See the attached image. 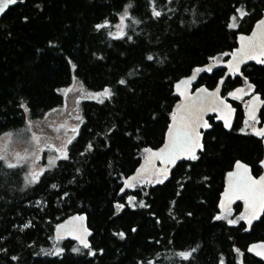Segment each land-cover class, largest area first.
Returning a JSON list of instances; mask_svg holds the SVG:
<instances>
[{
	"label": "trees",
	"instance_id": "trees-1",
	"mask_svg": "<svg viewBox=\"0 0 264 264\" xmlns=\"http://www.w3.org/2000/svg\"><path fill=\"white\" fill-rule=\"evenodd\" d=\"M126 11L125 32L113 34ZM263 13L264 0H21L9 7L0 19V137L62 106L59 90L74 75L89 90L112 93L81 102L67 158L34 183L26 184L24 165L0 159V264H264L247 251L264 241V211L249 227L242 201L232 207L235 222L222 202L236 161L255 176L263 171V137L246 125L250 95L229 94L249 83L264 99V65L249 62L228 78L223 94L234 122L226 128L209 116L195 160L160 180L128 183L164 142L181 101L176 83L201 69L194 86L215 87L224 70L204 68L227 60L238 34ZM256 122L264 123V106ZM76 214L88 218L89 247L55 239L56 226Z\"/></svg>",
	"mask_w": 264,
	"mask_h": 264
},
{
	"label": "water",
	"instance_id": "water-1",
	"mask_svg": "<svg viewBox=\"0 0 264 264\" xmlns=\"http://www.w3.org/2000/svg\"><path fill=\"white\" fill-rule=\"evenodd\" d=\"M21 0H18V4ZM14 4V5H16ZM14 5H10L14 6ZM8 7V8H9ZM7 8V9H8ZM6 9V10H7ZM5 10V12H6ZM0 14V19L2 15ZM261 21H264L263 16L254 24L250 32H241L237 36V47L231 52L229 58L217 65L219 69L224 70V75L218 80L215 87H209L205 84L195 87L194 83L197 79V73L193 72L189 76H185L180 79L176 85V92L180 96V104L176 107L173 116L171 117L170 123L165 133V138L163 144L155 149L149 151V154L145 160L146 169L140 171L134 177L130 178L129 182L143 173L144 171H153L157 168L156 172L159 176H168L173 168L182 161L190 159V155H196L204 148V136L205 131L211 126L209 121V116H216L218 122H221L226 128L231 127L235 116L236 109L232 106L231 102L223 94V86L227 82L228 78L233 75L241 76L243 68L249 63H255L257 65H264V52L257 50L253 53L254 58H245L242 63L239 64V72H233L229 69V62L233 61L234 56H239L241 54L240 50L242 48V42L240 37L245 38L253 37V33H257V42L259 43V34L264 32V27H258ZM245 86H238L232 91L231 96L235 99H242L244 96ZM215 95H211V94ZM264 105V100L259 93L254 94L246 105L245 116L248 121H254L257 119L260 110ZM195 139L194 143L190 145L191 153L177 152L178 158L170 159L169 153L171 148L168 147L172 143L173 137L176 138L178 145H184V133L186 131H191ZM264 131V123L254 129L253 133L257 135V132ZM171 133V135H170ZM261 136V135H260ZM263 143H264V136ZM163 150V153H162ZM242 165L243 167H237V165ZM262 173L259 176H255L251 171V166L241 160L236 161L233 170L230 172L232 174L226 183L223 192V206L228 208L234 206L238 201L243 202V207L247 214L248 226L252 227L255 220L264 211V202L256 197L253 198L246 191L240 187L241 180L250 176L253 180L259 181L261 177H264V157L261 162ZM247 170V171H245ZM56 241L63 239H70L72 241H77L79 245H84L81 240L85 241L90 246V238L93 234L92 229L88 225V218L85 214L73 215L63 222L59 223L54 231ZM264 241H254L249 244L247 251L249 254L255 258L262 260L264 262Z\"/></svg>",
	"mask_w": 264,
	"mask_h": 264
},
{
	"label": "rangeland",
	"instance_id": "rangeland-1",
	"mask_svg": "<svg viewBox=\"0 0 264 264\" xmlns=\"http://www.w3.org/2000/svg\"><path fill=\"white\" fill-rule=\"evenodd\" d=\"M128 18L129 12L126 11L120 17L119 22L114 24L113 34L121 35V33L125 32ZM220 63L221 59L217 58L204 69L208 70L210 68L212 70ZM200 72L196 73L199 74ZM106 89H110L112 93L111 88ZM104 90H89L85 87L83 81L74 75L72 84L59 90L65 97V102L62 106L54 108L39 119H32L28 116L23 126L1 135L0 156L6 157V159L2 160L8 165H24L25 182L26 184H31L29 181L34 176L39 178L42 173L52 168L67 153L68 144L77 133L82 120L81 102L84 100L103 101L107 97L99 94L103 93ZM252 91V86L246 83L244 95H249ZM229 95L231 96V94ZM246 125L253 131L257 127V122L248 121ZM148 154L149 152L146 154V158ZM156 170L157 168L153 171H144L135 177L130 182V185L133 186L137 182L142 181L160 180L161 176L157 174ZM232 207L224 208L223 213L230 222H235L236 219L231 218ZM247 214L246 211L242 213V217L245 220H247Z\"/></svg>",
	"mask_w": 264,
	"mask_h": 264
},
{
	"label": "snow or ice",
	"instance_id": "snow-or-ice-1",
	"mask_svg": "<svg viewBox=\"0 0 264 264\" xmlns=\"http://www.w3.org/2000/svg\"><path fill=\"white\" fill-rule=\"evenodd\" d=\"M17 2L18 0H0V14L4 13L5 10L10 5H14ZM237 11L239 12L241 16L246 15V13H244L243 11L239 9H237ZM153 14L156 16L160 15L159 12H155V11ZM232 19H233V23L230 25V27H236V24H235L236 17H233ZM105 26L106 25H98L97 27L101 28ZM258 27H264V21H261ZM259 36H260L259 43L257 42V33H253V37L251 38H245L243 36L240 37L241 41L245 43L242 44V48L240 50L241 54L239 56H234L233 61L229 62L230 71L239 72V64L242 63L245 58H248V59L254 58L253 53L256 52L257 50L264 52V32L260 33ZM148 59H152V57H148ZM261 62H264V61H261ZM208 70L210 71L211 69L209 68ZM197 71H201V69H197ZM120 83L123 84L125 83V81L121 80ZM99 95L108 97L111 95V91L110 89H105L104 92ZM211 95H215V94L213 93ZM194 131L195 129L193 128L191 131H186L184 133V136H185L184 145H187V146L178 145L176 142V138L173 137L171 145L168 146L171 148V151L169 153L170 159L174 161V159L178 158L176 155L177 152L187 151L191 153L190 145L194 143L196 138H198V134H197V137L195 138L193 137L192 132ZM257 135L264 136V131L257 132ZM89 147H91V145H89ZM162 153H163V150H162ZM64 158H67L66 154ZM190 158L195 160L196 156L193 154V155H190ZM0 159H6V157L0 156ZM15 166L16 165H13V164L8 165V167H15ZM237 167H243V166L238 164ZM231 175L232 174H230V176ZM37 179H38V176H34L32 180L29 181V183H34ZM240 187L253 198L258 197L261 200V202H264V177H261L259 181H256V180H253L250 176H246L241 180ZM122 235L123 234L121 233V236ZM81 243L84 245V247H88V244L85 241L81 240ZM190 254L191 253H180V255L184 259H187Z\"/></svg>",
	"mask_w": 264,
	"mask_h": 264
},
{
	"label": "flooded vegetation",
	"instance_id": "flooded-vegetation-1",
	"mask_svg": "<svg viewBox=\"0 0 264 264\" xmlns=\"http://www.w3.org/2000/svg\"><path fill=\"white\" fill-rule=\"evenodd\" d=\"M245 87H246V85H244ZM253 88V87H252ZM254 94H256V93H253V91H252V93L251 94H249L250 96H249V98L247 99V101H246V105H247V103H248V101L250 100V98L254 95ZM260 94V93H259ZM245 96V95H244ZM243 96V97H244ZM240 100V99H239ZM264 100V99H263ZM264 106V105H263ZM263 108V107H262ZM261 111V110H260ZM260 113V112H259ZM259 115V114H258ZM258 118V117H257ZM254 121H257V119L256 120H254ZM250 122H252V121H250ZM261 126V125H260ZM257 127H258V125H257ZM254 131V130H253Z\"/></svg>",
	"mask_w": 264,
	"mask_h": 264
}]
</instances>
